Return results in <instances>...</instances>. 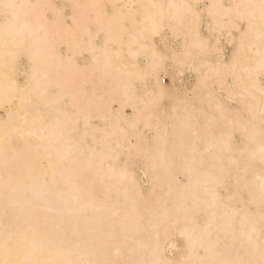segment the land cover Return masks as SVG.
Listing matches in <instances>:
<instances>
[{"label": "bare ground", "instance_id": "1", "mask_svg": "<svg viewBox=\"0 0 264 264\" xmlns=\"http://www.w3.org/2000/svg\"><path fill=\"white\" fill-rule=\"evenodd\" d=\"M262 262L264 0H0V264Z\"/></svg>", "mask_w": 264, "mask_h": 264}, {"label": "rangeland", "instance_id": "2", "mask_svg": "<svg viewBox=\"0 0 264 264\" xmlns=\"http://www.w3.org/2000/svg\"><path fill=\"white\" fill-rule=\"evenodd\" d=\"M205 5H206V3L205 2H202V3H200L199 4V6H198V9L199 10H203L204 8H205ZM207 24H208V20H204L203 21V23H202V32H203V34L204 35H207L208 34V29H207ZM221 47H222V51H223V53H222V57L227 61V58L230 56V52L232 51V47H231V45H229L227 42H226V40L224 39V38H222L221 39ZM177 42L176 41H172V42H170V46L171 47H177V44H176ZM188 75V76H187ZM191 75V76H190ZM195 76L192 74V73H187L181 80H179V81H177V86H179L181 89L182 88H186V89H188V88H190V87H192L193 85H194V83H195V78H194ZM181 82H183V83H181ZM163 83L166 85V86H170V84H171V82H170V80L168 79V78H164L163 79ZM181 84V85H180ZM187 87H186V86ZM232 104V106H235V103H231ZM234 104V105H233ZM126 112L127 113H129L130 112V110H126ZM95 123H98V121L96 120L95 121ZM144 175L141 173V170H138V180H139V182H140V184H141V187H142V189L143 190H146L147 189V187H148V184H147V180L145 179V176L143 177ZM144 180H143V179ZM146 185V186H145Z\"/></svg>", "mask_w": 264, "mask_h": 264}, {"label": "snow or ice", "instance_id": "3", "mask_svg": "<svg viewBox=\"0 0 264 264\" xmlns=\"http://www.w3.org/2000/svg\"><path fill=\"white\" fill-rule=\"evenodd\" d=\"M262 264H264V262H262Z\"/></svg>", "mask_w": 264, "mask_h": 264}]
</instances>
